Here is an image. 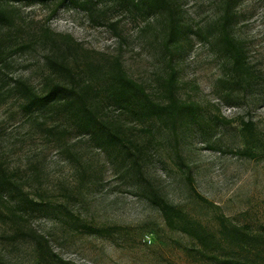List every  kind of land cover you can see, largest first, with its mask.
Wrapping results in <instances>:
<instances>
[{"label":"rangeland","instance_id":"rangeland-1","mask_svg":"<svg viewBox=\"0 0 264 264\" xmlns=\"http://www.w3.org/2000/svg\"><path fill=\"white\" fill-rule=\"evenodd\" d=\"M172 3L184 34L169 48L158 13L121 10L107 1L99 27L53 1L18 4L13 25L0 26L6 51L0 61V264H60L29 230L68 264H211L186 253L193 242L167 228L149 201L152 192L212 232L219 213L237 225H264V0L230 2L229 31L248 68L241 80L214 42L223 0ZM112 22L121 48L108 27ZM45 28L54 36L43 37ZM203 34L208 41H201ZM117 54L128 75L162 104L170 61L174 94L189 105L170 122L163 116L140 121L104 103L102 114L116 126L129 156L80 133L58 111L21 110L14 82L41 93L49 77L59 80L50 58L63 57L83 76L90 64L105 71ZM242 121L254 123L250 135ZM131 154L140 157L141 172L132 169Z\"/></svg>","mask_w":264,"mask_h":264},{"label":"trees","instance_id":"trees-1","mask_svg":"<svg viewBox=\"0 0 264 264\" xmlns=\"http://www.w3.org/2000/svg\"><path fill=\"white\" fill-rule=\"evenodd\" d=\"M48 1L55 2L57 6L66 5L81 11L85 14L87 21L95 27L102 25V4L104 1H107L111 7L121 10L135 9L139 13H158L166 28L164 40L166 48H169V45L175 47L184 34L182 23L177 16L172 0H0V26L11 27L13 25L16 5L44 4ZM230 2L231 0H223L225 8L216 25L214 42L224 51L229 61L230 73L241 80L247 75L248 68L242 47L229 31ZM108 25L109 29L114 32L118 46L121 48L123 43L121 36L116 32L117 22ZM42 35L43 37L54 36L48 28L43 30ZM63 39L75 49L80 48V45L70 37ZM200 39L202 42L208 41L207 34L201 35ZM2 43L3 40L0 39V61L6 52ZM49 65L59 80L54 81L49 77L41 93L21 80L14 82L13 89L17 91L21 99V110L29 114L35 111H58L63 115V119L71 123L80 133L89 134L99 143L107 141L111 146L118 145L128 156L130 149L123 144L116 126L105 119L102 114L104 103L129 110L140 121L148 120L153 116H163L173 122L179 114L189 109V105L180 102L174 94L175 68L170 61L167 63L168 76L164 84L167 101L163 104L151 99L144 86L128 75L119 54L107 60L105 71L102 72L90 64L85 69L83 76L75 74L63 57L61 60L50 58ZM241 125L249 135L252 133L253 122L242 121ZM244 155L254 158V155L248 150L244 152ZM131 156L133 157L132 169L141 172L140 157L135 154H131ZM185 179L188 185H191L192 178L186 175ZM197 197L208 203L201 196ZM149 201L157 208L168 229L178 231L193 242L191 247L184 249L194 259L211 264H264V225H259L256 228H252L248 224L237 225L219 213L216 218L217 231L212 232L155 192L149 194ZM212 206L215 207L213 204ZM17 218L24 221L23 217L17 216ZM83 228L88 233L95 235L102 236L105 233L102 229L88 226H83ZM29 235L51 258L60 264H68L51 252L48 241L43 236L33 230H29ZM245 251L247 252L245 256L240 254Z\"/></svg>","mask_w":264,"mask_h":264},{"label":"built area","instance_id":"built-area-1","mask_svg":"<svg viewBox=\"0 0 264 264\" xmlns=\"http://www.w3.org/2000/svg\"><path fill=\"white\" fill-rule=\"evenodd\" d=\"M148 242H150V239L149 238H146Z\"/></svg>","mask_w":264,"mask_h":264}]
</instances>
